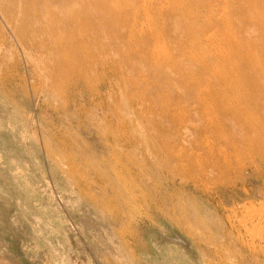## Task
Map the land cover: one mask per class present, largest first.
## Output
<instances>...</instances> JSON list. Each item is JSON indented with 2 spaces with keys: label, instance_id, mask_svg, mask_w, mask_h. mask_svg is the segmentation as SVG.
<instances>
[{
  "label": "rangeland",
  "instance_id": "374dc122",
  "mask_svg": "<svg viewBox=\"0 0 264 264\" xmlns=\"http://www.w3.org/2000/svg\"><path fill=\"white\" fill-rule=\"evenodd\" d=\"M11 1L0 0V264H264L263 240L249 238L264 227L240 224L264 208V156L230 129L239 157L219 161L227 146L185 104L183 74L201 60L179 54L206 17L205 64L242 31L263 56L264 0H150L146 12L142 0Z\"/></svg>",
  "mask_w": 264,
  "mask_h": 264
},
{
  "label": "bare ground",
  "instance_id": "6f19581e",
  "mask_svg": "<svg viewBox=\"0 0 264 264\" xmlns=\"http://www.w3.org/2000/svg\"><path fill=\"white\" fill-rule=\"evenodd\" d=\"M85 1V0H84ZM101 1H105V0H101ZM114 1V0H113ZM131 1V0H130ZM137 1V0H136ZM138 1H140V0H138ZM143 1V3L141 4V6H143L145 9H144V11L146 10V8H149L150 7V3H151V1L150 0H148V1H146V0H142ZM154 1L155 0H153V3H154ZM166 1H168V0H166ZM171 1H173V0H171ZM170 0H169V2H171ZM203 1V0H202ZM11 2H13V8H15L16 7V0H12ZM57 2V1H56ZM96 2V1H95ZM110 2V1H109ZM124 2V1H123ZM233 2V1H232ZM240 2H241V0H240ZM244 2L246 3V2H252V0H244ZM16 3V4H15ZM79 3V2H78ZM101 3V2H100ZM106 3H108V2H106ZM124 3H126V2H124ZM156 3V2H155ZM159 3V2H158ZM190 3V2H189ZM206 3V2H205ZM211 3V2H210ZM237 3V2H236ZM256 3V2H255ZM254 3V4H255ZM72 4V3H71ZM80 4V3H79ZM99 4V3H98ZM102 4V3H101ZM105 3H103V5H104ZM192 4H193V2H192ZM226 4V3H225ZM233 4V3H232ZM249 4V3H248ZM257 4V3H256ZM102 5V6H103ZM148 5V6H147ZM154 5V4H153ZM163 5V4H162ZM161 5V6H162ZM178 4H176V6H177ZM180 5H182V4H180ZM180 5H179V7H180ZM184 5V4H183ZM195 5V4H194ZM239 5V4H238ZM244 5V4H243ZM242 5V6H243ZM11 6V5H10ZM109 6V5H108ZM118 6V5H117ZM171 6V5H170ZM175 6V5H174ZM212 6V5H211ZM100 7V6H99ZM110 7V6H109ZM121 7H122V5H121ZM125 7V6H124ZM127 7V6H126ZM132 7V6H131ZM152 7V6H151ZM157 7H158V5H157ZM156 7V8H157ZM208 7V6H207ZM227 7V6H226ZM12 7H11V9H13ZM87 8H89V7H87ZM108 8V7H107ZM129 8H130V6H129ZM153 8V7H152ZM186 8V7H185ZM209 8V7H208ZM245 8V7H244ZM252 8V7H251ZM17 9V8H16ZM101 9V8H100ZM110 9H111V7H110ZM126 9V8H125ZM124 9V10H125ZM133 9V8H132ZM136 9V8H135ZM140 9H142L141 7H140ZM160 9V8H159ZM161 9H162V7H161ZM180 9V8H179ZM183 10H184V7L182 8ZM187 9V8H186ZM201 9V8H200ZM225 9V8H224ZM0 10H2V9H0ZM7 10V9H6ZM5 9L3 10V12L4 11H6ZM9 10V9H8ZM83 10V9H82ZM101 10H103V9H101ZM114 10V9H113ZM122 10V9H121ZM150 10H152V9H150ZM166 10H167V8H166ZM214 10V9H213ZM243 10V9H242ZM79 11V10H78ZM84 11V10H83ZM86 11V10H85ZM112 11V10H111ZM141 11V10H140ZM181 11V10H180ZM236 11V10H235ZM256 11V10H255ZM10 12V14H11V16L12 15H14V11H12V10H10L9 11ZM81 12V11H80ZM119 12H120V10H119ZM122 12V11H121ZM127 12V11H126ZM125 12V13H126ZM146 12V11H145ZM148 12V11H147ZM151 12V11H150ZM156 12H158V11H156ZM170 12V11H169ZM174 12H175V10H174ZM176 12H177V10H176ZM17 13V12H16ZM76 13H78V12H76ZM84 13H86V12H84ZM83 13V14H84ZM115 13V12H114ZM152 13H153V11H152ZM161 13V12H160ZM173 12H171V14H172ZM185 13V12H184ZM224 13H225V11H224ZM228 13V12H227ZM226 13V14H227ZM116 14V13H115ZM126 14H128V13H126ZM131 14V13H130ZM134 14V13H133ZM133 14H131V15H133ZM147 14V13H146ZM150 14V13H149ZM148 14V15H149ZM155 14H157V13H155ZM154 14V15H155ZM159 14V13H158ZM174 14H176V13H174ZM229 14H230V11H229ZM228 14V15H229ZM240 14V13H239ZM258 14V13H257ZM27 15V14H26ZM78 15H80V14H78ZM111 15V14H110ZM173 15V14H172ZM178 15H180V13H178ZM183 15H185V14H183ZM217 15V14H216ZM224 15V14H223ZM236 15H237V13H236ZM15 16H17V14H15ZM76 16V15H75ZM136 16V15H135ZM145 16V15H144ZM157 17H158V15H156ZM186 16H188V15H185V18H186ZM231 16V15H230ZM240 16V15H239ZM259 16V15H258ZM10 17V16H9ZM23 17H24V15H23ZM73 17H74V15H73ZM80 17V16H79ZM78 17V18H79ZM109 17V16H108ZM148 17V16H147ZM150 17V16H149ZM171 17V16H170ZM181 16H179V18H180ZM183 17V16H182ZM189 17H191V16H189ZM211 17V16H210ZM224 17H227L226 15L224 16ZM229 17V16H228ZM227 17V18H228ZM243 17V16H242ZM12 17H10V19H11ZM77 18V17H76ZM82 18V17H81ZM151 18V17H150ZM160 18H162V14H161V16H160ZM192 18V17H191ZM233 18H234V16H233ZM240 18V17H239ZM238 18V19H239ZM73 19V18H72ZM144 19V18H143ZM147 19V18H146ZM166 19V18H165ZM181 19V18H180ZM183 19V18H182ZM188 18H186V20H187ZM194 19V18H193ZM211 19V18H210ZM221 19V18H220ZM223 19V18H222ZM221 19V20H222ZM230 19H231V17H230ZM230 19H227L228 20V22H229V20ZM242 19V18H241ZM13 20V19H12ZM29 20V19H28ZM70 20V19H69ZM85 20V19H84ZM111 20V19H110ZM134 20H135V18H134ZM149 20H151V19H149ZM148 20V21H149ZM179 20V19H178ZM212 20H215V19H212ZM224 20V19H223ZM226 19H225V21H227ZM232 20V19H231ZM259 20V19H258ZM257 20V21H258ZM262 20V19H261ZM23 21H25V20H23ZM139 21V20H138ZM141 21V20H140ZM153 21H155L154 19H153ZM163 21V20H162ZM180 21V20H179ZM188 21V20H187ZM251 21V20H250ZM256 21V20H255ZM75 22H77V21H75ZM84 22V21H83ZM86 22V21H85ZM99 22V21H98ZM137 22V21H136ZM147 22V21H146ZM158 22V24L160 23L159 21H157ZM186 22V21H185ZM192 22V21H191ZM215 22V21H214ZM213 22V23H214ZM241 22V21H240ZM239 22V24H241ZM68 23H70V21L68 22ZM141 23V22H140ZM143 23V22H142ZM150 23H152V22H150ZM155 23V22H154ZM164 23V22H163ZM166 23V22H165ZM201 23H203L204 24V26H203V29L201 28V26H200V22H196L194 25H192V27H193V32H191V35L189 36L188 35V37L185 39V38H183L182 40L183 41H181V42H184V39H185V41H186V43H187V47L186 48H182L181 46V48L183 49H180V47H179V54L181 53V57L183 58H186L187 59V57L188 56H190V57H192L195 61H198L197 60V58L198 59H200L201 61H198L199 63H202V64H200V65H202L201 66V68H200V74L199 73H193V74H191L190 72H184V74L180 71V69H179V71H180V73H182L183 74V77H184V79H186V76H187V78H188V82L189 83H191L190 84V89L188 90L189 92H188V94H187V96H185V104L187 105V108L188 107H193V111L192 112H196L198 115H199V121H201V122H204L205 124H206V128H207V130L208 131H211L210 133H212V135L213 136H215L216 137V139H217V141L218 142H221V144H224V145H226L227 147L226 148H228V150L226 151V150H224V149H222L221 148V152H220V154H218L219 156H221L222 158H220V160L219 161H221L222 160V162L224 163V164H226V163H228L230 160H232V159H238V157H239V155H238V151H237V148L238 147H236L234 144L236 143V142H234L233 140H235V139H237L238 137H236V136H233V134H230V129H233V130H235V129H237L238 131H239V134H237V135H243V134H245V135H247V136H249L252 140L250 141H248L247 139V143H246V146H247V148H250V149H253V148H258V150H259V152L264 156V112H263V108L261 107V105H260V102L259 101H257V99H258V97H260V100H261V104L264 106V52L262 53V55L263 56H253V54L251 55L250 53V49H251V47L253 46V44H254V42H256V41H252V40H250V39H246L244 36H243V31H242V29H243V27H241L242 29H241V31H242V35H241V38H239L238 37V40H237V36L234 38V41H229V44H230V46L228 47V48H230L231 50L232 49H236V50H234V52H232L231 51V53L230 52H228V51H225L224 52V50H223V53L222 52H220V51H215L214 53H212L210 56L211 57H214V60H215V63H214V65H207V64H205V59L206 58H209V54L207 55V53L205 52V53H203L204 51H206V49L204 50L203 49V46H204V44L206 43V46L208 45V44H210L211 45V38H206L205 37V35H206V33L209 31V29L211 28V25H212V22L211 21H209L206 17H204V20L201 22ZM230 23H231V21H230ZM230 23H227V24H230ZM74 24V23H73ZM85 24V23H84ZM145 24V23H144ZM156 24V23H155ZM186 24H187V22H186ZM190 24V23H189ZM232 24L233 23H231V27H232ZM237 24V23H236ZM235 24V25H236ZM257 26H260V27H262L263 29H264V22L263 21H261V22H259V23H255ZM70 26L72 25V24H69ZM131 25V24H130ZM148 25V24H147ZM151 25V24H150ZM153 25V24H152ZM178 25V28H179V23L177 24ZM184 25H185V23H184ZM188 25V24H187ZM186 25V26H187ZM220 25V24H219ZM222 25V24H221ZM223 25H224V23H223ZM243 25V24H242ZM86 25H84V27H85ZM132 26V25H131ZM133 26L134 27H136L134 24H133ZM149 26V25H148ZM147 26V27H148ZM181 26H182V24H181ZM234 26V25H233ZM156 27H158V26H156ZM162 27L164 28V26L162 25ZM173 28H174V26H172ZM188 27V26H187ZM213 27V26H212ZM227 27V26H226ZM236 27V26H235ZM82 28V27H81ZM131 28V27H130ZM143 28V27H142ZM146 28V27H145ZM165 28H167L166 26H165ZM173 28H172V30H173ZM177 28V27H176ZM224 28V27H223ZM238 28V27H237ZM240 28V27H239ZM133 29V28H132ZM136 29V28H135ZM140 29V28H139ZM157 29V28H156ZM162 29V28H161ZM183 29V28H182ZM192 29V28H191ZM227 29V28H226ZM229 29H231V31H232V29L233 28H230L229 27ZM83 30V29H82ZM85 30V29H84ZM152 30V29H151ZM155 30V29H154ZM175 30V29H174ZM189 30V29H188ZM223 30H225V29H223ZM236 30H238V29H236ZM240 30V29H239ZM144 31V30H143ZM165 31V30H164ZM178 33L179 32H182V30H180V31H178V30H176ZM23 32V31H22ZM132 32V31H131ZM136 32V31H135ZM151 32V31H150ZM158 32V31H157ZM167 32H168V30H167ZM167 32H166V34H167ZM224 32V31H223ZM229 32V31H228ZM137 33H139V32H137ZM153 33H154V31H153ZM169 33V32H168ZM176 33V32H175ZM184 33H186V32H184ZM218 33V32H217ZM216 33V34H217ZM226 33V32H225ZM224 33V34H225ZM147 34V33H146ZM151 34H152V32H151ZM150 34V35H151ZM159 34V33H158ZM165 33H164V35H166ZM171 34V33H170ZM180 34V33H179ZM182 34V33H181ZM211 34V33H210ZM227 34V33H226ZM229 34V33H228ZM130 35V34H129ZM133 35V34H132ZM139 35V34H138ZM137 35V36H138ZM155 35V34H154ZM160 35V34H159ZM173 35V34H172ZM176 35H178V34H176ZM230 35V34H229ZM228 35V36H229ZM262 35V34H261ZM146 36V35H145ZM161 36V35H160ZM159 36V37H160ZM175 36V35H174ZM182 36H184V35H182ZM182 36H181V38H182ZM215 36V35H214ZM218 36H220L219 34H218ZM151 37V36H150ZM153 37V36H152ZM179 37H180V35H179ZM185 37V36H184ZM210 37V36H209ZM211 37H212V35H211ZM233 37V36H232ZM255 37V36H254ZM140 38V37H139ZM145 38V37H144ZM146 38H147V36H146ZM149 38V37H148ZM154 38V37H153ZM152 38V39H153ZM164 38V37H163ZM168 38V37H167ZM220 38V37H219ZM231 38V37H230ZM156 39V38H155ZM170 39V38H169ZM168 39V40H169ZM173 39V38H172ZM171 39V40H172ZM214 39V38H213ZM217 39V38H216ZM220 39H222V38H220ZM219 39V41H221ZM229 39V38H228ZM246 39V40H245ZM254 39V38H253ZM132 40V39H131ZM141 40V39H140ZM147 40H149V39H147ZM157 40V39H156ZM155 40V41H156ZM164 40H165V38H164ZM166 41H167V39L165 40V43H166ZM177 41H178V39H177ZM218 41V42H219ZM225 41H226V39H225ZM132 42V41H131ZM135 42H136V40H135ZM138 42V41H137ZM142 42V41H141ZM152 42H154V41H152ZM161 42V41H160ZM170 42V41H169ZM180 41H179V43H181ZM217 42V41H216ZM222 42V41H221ZM224 42V41H223ZM77 43V42H76ZM173 43V42H172ZM171 43V44H172ZM175 43V42H174ZM185 42H184V44H186ZM226 43V42H225ZM224 43V44H225ZM257 43V42H256ZM255 43V44H256ZM167 45H166V47L168 46V43H166ZM170 44V43H169ZM216 44V43H215ZM221 44V43H220ZM232 44L233 45H235V47L236 48H232L231 46H232ZM93 45V44H92ZM176 45V44H175ZM180 45V44H179ZM182 45H183V43H182ZM213 45V44H212ZM218 45H219V43H218ZM259 45V44H258ZM154 46H156V45H154ZM159 46V45H158ZM170 46V45H169ZM213 46H215L216 47V45H213ZM223 46V45H222ZM174 47V46H173ZM184 47V46H183ZM220 47V46H219ZM225 47H227L226 45L224 46V49H225ZM244 47H248V48H250V49H248L249 50V52L250 53H248V51L244 48ZM156 48L157 47H155V50H156ZM159 48V47H158ZM157 48V49H158ZM165 48V47H164ZM207 48V47H206ZM209 48V47H208ZM162 49V48H161ZM161 49H159V50H161ZM167 49V48H166ZM172 49V48H171ZM213 49V48H212ZM211 49V50H212ZM215 49V48H214ZM218 50V49H217ZM221 50V49H220ZM154 51V50H153ZM152 51V52H153ZM156 51H158V50H156ZM200 51H202V52H200ZM264 51V50H263ZM155 52V51H154ZM228 52V53H227ZM160 53H162V51L160 52ZM177 53V52H176ZM175 53V54H176ZM208 53H209V51H208ZM169 54V53H168ZM188 54H190V55H188ZM195 54H196V56H197V58H196V56H195ZM158 55H160L161 56V54H158ZM176 55H178V54H176ZM174 56V57H177V56ZM232 55H235L236 56V58H234V59H237V62H235V63H233V58H232ZM166 56V55H165ZM172 56V55H171ZM155 57H156V55H155ZM168 57H170V55L168 56ZM154 58V57H153ZM161 58V57H160ZM164 58V57H163ZM163 58H161V59H163ZM161 59H159V60H161ZM172 59V58H171ZM189 59V58H188ZM259 59V60H258ZM260 59H263V60H260ZM165 60H166V57H165ZM180 60H182V59H180ZM183 60H185V59H183ZM212 60V59H211ZM214 60H213V62H214ZM162 61V60H161ZM166 61H168V58H167V60ZM186 61V60H185ZM188 61V60H187ZM207 61H209V60H207ZM175 62V61H174ZM183 62V61H182ZM210 62V61H209ZM152 63H154V62H152ZM176 63V62H175ZM180 63V62H179ZM192 63V62H191ZM190 63V64H191ZM194 63V65L196 64V62H193ZM192 63V64H193ZM211 63H212V61H211ZM245 64V67H242V65L241 64ZM261 64L263 67L262 68H260L257 64ZM155 64V63H154ZM187 64V63H186ZM255 64L257 65V66H255ZM155 65H157V64H155ZM170 65V64H169ZM177 65V64H176ZM193 65V66H194ZM197 65V64H196ZM195 65V66H196ZM241 65V66H240ZM164 66H165V64H164ZM178 66V65H177ZM177 66H176V69H178L177 68ZM182 66H184V65H182ZM181 66V67H182ZM188 66H190V65H187V66H185V67H188ZM194 66V67H195ZM74 67V66H73ZM197 67V66H196ZM195 67V68H196ZM179 68H180V66H179ZM194 68V69H195ZM73 69V68H72ZM170 69V68H169ZM182 69H183V67H182ZM187 69H189V68H187ZM187 69H185V70H187ZM191 69H193V68H191ZM190 69V70H191ZM196 69H198V67L196 68ZM74 70V69H73ZM175 70V69H174ZM189 70V71H190ZM75 71V70H74ZM127 71V70H126ZM172 71V70H171ZM188 71V70H187ZM198 71V70H197ZM123 72V71H122ZM121 73V72H120ZM63 74V73H62ZM169 74H170V72H169ZM195 74V75H194ZM62 76H64V74L62 75ZM174 76V75H173ZM198 77L197 79H196V77ZM203 76H207V78L205 77V78H203ZM65 77V76H64ZM132 79V78H131ZM213 79H215V80H217L216 82L217 83H213L212 82V80ZM171 85V84H170ZM177 88V87H176ZM131 90V89H130ZM158 92V91H157ZM219 92H221V93H219ZM176 93V92H175ZM187 93V92H186ZM182 94V93H181ZM180 96V95H179ZM178 96V97H179ZM182 96V95H181ZM258 96V97H257ZM184 100V99H183ZM248 101H251L252 102V106H249L247 103H248ZM251 102H249V103H251ZM181 104H183V103H181ZM246 104L248 105V106H246ZM184 108H185V106H183ZM182 106H181V108H183ZM171 109V108H170ZM167 111V110H166ZM164 112V111H163ZM184 113V112H183ZM182 113V114H183ZM173 115H174V113H172ZM181 114V113H180ZM172 115V116H173ZM198 115H196V116H198ZM170 116V115H169ZM189 116V115H188ZM191 118V117H190ZM193 118V117H192ZM191 118V119H192ZM195 118V117H194ZM174 119V123H176L175 122V118H173ZM177 119H179V118H177ZM181 119V118H180ZM187 119H188V117H187ZM196 120V119H195ZM198 120V119H197ZM169 121H170V118H169ZM184 122H185V120H183ZM188 121V120H187ZM178 122V121H177ZM170 123V122H169ZM175 125V124H174ZM178 125H179V122H178ZM189 125V124H188ZM191 125V124H190ZM203 125V124H202ZM181 126V125H180ZM183 126V125H182ZM198 126V125H197ZM205 127V126H204ZM181 128V127H180ZM179 128V129H180ZM186 128V127H185ZM206 128H204V129H206ZM184 129V128H183ZM177 130V129H176ZM199 130V129H198ZM202 130V129H201ZM193 131H194V129H193ZM200 131V130H199ZM196 132V131H195ZM203 132V131H202ZM176 133V132H175ZM180 133V132H179ZM178 133V134H179ZM183 133H184V131H183ZM186 134H187V130H186V132H185ZM193 133V132H192ZM185 134V135H186ZM189 134V133H188ZM187 134V135H188ZM196 134H197V132H196ZM207 134V133H206ZM160 135H161V133H160ZM182 135H184V134H182ZM193 135V134H192ZM195 135V134H194ZM150 136V135H149ZM179 136H180V134H179ZM204 136V135H203ZM187 137V136H186ZM207 137V136H206ZM159 138V137H158ZM180 138H181V136H180ZM195 138H197V137H195ZM205 138V137H204ZM247 138V137H246ZM155 139V138H154ZM162 139V138H161ZM201 139V138H200ZM207 139V138H206ZM210 139V138H209ZM178 140H180V139H178ZM184 140V139H183ZM194 140V139H193ZM197 140V139H196ZM239 140V139H238ZM156 141V140H155ZM185 141V140H184ZM191 141H192V139H191ZM202 141V140H201ZM143 142V141H142ZM197 142V141H196ZM204 142V141H203ZM177 143H178V141H177ZM180 143V142H179ZM206 143V142H205ZM203 144V146H206V145H209V144ZM241 143H243L244 144V142L243 141H239V144H241ZM143 144V143H142ZM169 144V143H168ZM172 144V143H171ZM231 144H233V145H231ZM242 144V145H243ZM170 145V144H169ZM183 145V144H182ZM181 145V146H182ZM192 145V144H191ZM212 145V144H211ZM207 146V150H205V152H208L207 153V155L208 156H210V155H213V151H214V148H215V146L213 145V146ZM108 146V145H107ZM165 146V145H164ZM166 146H167V143H166ZM165 146V147H166ZM172 147H173V145H171ZM180 146V147H181ZM184 146V145H183ZM201 146V145H200ZM199 146V147H200ZM168 147V146H167ZM178 147H179V145H178ZM188 147V146H187ZM192 147H194V144H193V146ZM185 148H186V146H185ZM201 148V147H200ZM206 148V147H205ZM240 148V147H239ZM110 149V148H109ZM169 149V148H168ZM171 149V148H170ZM219 149V148H218ZM111 150V149H110ZM190 150V149H189ZM202 150H204V149H202ZM160 151V150H159ZM162 151V150H161ZM165 151V150H164ZM185 151H187V150H185ZM192 151V150H191ZM113 152V151H112ZM174 152V151H173ZM178 152V151H177ZM180 152V151H179ZM202 152V151H201ZM200 152V153H201ZM217 152V151H216ZM248 152V151H247ZM114 153V152H113ZM166 153V152H165ZM187 153V152H186ZM188 153H190L189 151H188ZM187 153V154H188ZM195 153V152H194ZM200 153H198V154H200ZM168 154H170V152L168 153ZM185 154V153H184ZM190 154H192V153H190ZM249 154V153H248ZM115 155V154H114ZM185 156L186 155H184V157H182L183 159L185 158ZM207 156V157H208ZM247 156V155H246ZM180 157V158H181ZM190 157V156H189ZM198 157V156H197ZM199 157H200V155H199ZM210 157H212V156H210ZM249 157V156H248ZM179 158V159H180ZM216 158V157H215ZM176 159V158H175ZM183 159H181V161L183 160ZM194 159H195V157H194ZM207 159V158H206ZM213 159H214V157H213ZM242 159V158H241ZM244 159V158H243ZM163 160V159H162ZM186 160V159H185ZM189 160V159H188ZM164 161V160H163ZM170 161V160H169ZM214 161V160H213ZM233 161V160H232ZM242 161V160H241ZM113 162V161H112ZM111 162V163H112ZM188 162V161H187ZM190 162V161H189ZM200 162V161H199ZM163 163V162H162ZM195 163V162H194ZM197 163V162H196ZM207 163V162H206ZM233 164H234V162H232ZM243 163V162H242ZM114 164V163H113ZM119 164V163H118ZM188 164V163H187ZM202 164V163H201ZM210 164V163H209ZM238 164H239V162H238ZM164 165H166V164H164ZM188 165H190V163L188 164ZM193 165V164H192ZM196 165V164H195ZM198 166V165H197ZM218 166V165H217ZM228 166L230 167V165L228 164ZM234 166V165H233ZM232 166V167H233ZM167 167V166H166ZM185 167V166H184ZM235 167V166H234ZM190 168V167H189ZM192 168V167H191ZM201 169V168H200ZM239 169V168H238ZM184 170V169H183ZM186 170V169H185ZM191 170H193V169H191ZM202 170V169H201ZM198 171V170H197ZM170 172V171H169ZM217 172V171H216ZM198 173V172H197ZM200 173H202L201 171H200ZM205 174V173H204ZM197 175V174H196ZM199 176V175H198ZM117 178H118V175H117ZM124 191V190H123ZM126 194H127V192H125ZM124 195V194H123ZM122 195V196H123ZM122 196H120L121 198H122ZM129 196V195H128ZM117 197V196H116ZM123 199V198H122ZM125 199V198H124ZM128 199V198H127ZM129 200V199H128ZM127 201V200H126ZM125 203V202H124ZM251 204V203H250ZM246 205V204H245ZM264 206V205H263ZM254 207V206H253ZM251 208V207H250ZM246 209V208H245ZM248 211H250L249 209H248ZM247 212V211H246ZM85 215V214H84ZM87 215V214H86ZM235 216V215H234ZM85 223L88 225V226H93V227H97V228H100V226H99V223H98V221L97 220H95V218L94 217H92V216H89V217H87L86 219H85ZM240 224H241V226L243 227V229L244 230H250V229H253V228H255L256 226H258V225H260L261 227H264V208H262V209H257V210H251L248 214H246L244 217H243V219H241L240 220ZM87 226V227H88ZM257 228V227H256ZM255 228V229H256ZM254 229V230H255ZM258 229V228H257ZM260 229V228H259ZM253 230V232L252 233H250V235H249V238H250V240H255V239H259V241L260 240H263V242H264V233L263 232H255ZM261 231H263V230H261ZM244 239V238H243ZM242 239V240H243ZM178 242H180V243H183V244H185L184 242H182V240L181 239H179V241ZM254 242V241H253ZM261 242V241H260ZM262 244V243H261ZM251 246H253V245H251ZM253 248V247H252ZM262 248V247H261ZM254 249V248H253ZM254 250H256V249H254ZM253 250V251H254ZM263 251V250H262ZM262 253V252H261ZM13 260V259H12Z\"/></svg>",
  "mask_w": 264,
  "mask_h": 264
}]
</instances>
